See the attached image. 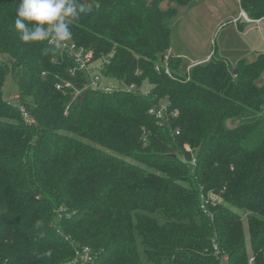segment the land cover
Returning a JSON list of instances; mask_svg holds the SVG:
<instances>
[{
  "label": "trees",
  "instance_id": "trees-1",
  "mask_svg": "<svg viewBox=\"0 0 264 264\" xmlns=\"http://www.w3.org/2000/svg\"><path fill=\"white\" fill-rule=\"evenodd\" d=\"M196 1L83 0L68 42L93 53L102 85L120 84L107 92L85 88L64 48L22 42L20 0H0V264H63L77 247L91 264H249L244 218L263 264L264 53L232 66L215 52L186 73L181 57L162 64ZM240 1L264 24V0ZM9 73L19 107L3 97Z\"/></svg>",
  "mask_w": 264,
  "mask_h": 264
},
{
  "label": "rangeland",
  "instance_id": "rangeland-1",
  "mask_svg": "<svg viewBox=\"0 0 264 264\" xmlns=\"http://www.w3.org/2000/svg\"><path fill=\"white\" fill-rule=\"evenodd\" d=\"M153 1L151 0V2ZM161 6L165 7L166 1ZM240 12V0H197L194 6L181 8L180 16L171 27L174 52L179 57L194 61L203 60L216 52L219 56L228 59L232 66H235L241 59L253 61L258 53H264V24L259 26L258 24L246 25L244 22L238 24L237 21L241 19L239 17ZM170 54L171 50L167 55ZM0 61L9 62V57L0 52ZM193 66L196 65L192 63L189 71ZM104 82L113 87L120 85L111 78L104 79ZM263 83L264 76L260 84ZM150 90V85L145 83L142 87V93L147 95ZM19 94L20 88L14 76L12 73L7 74L3 87L4 99L19 107L21 105L20 100H18ZM164 106H167L166 102ZM29 117L30 121L27 119L26 121L29 124H35V119ZM228 125L233 127L234 123L229 121ZM185 148L187 152H192V147L189 144ZM208 201L213 206L219 202L222 203L221 198L216 194H211L206 202ZM235 211L241 212L237 209ZM248 224L247 218H244L243 240L247 242L248 263L256 264L255 257L252 255L251 232Z\"/></svg>",
  "mask_w": 264,
  "mask_h": 264
},
{
  "label": "clouds",
  "instance_id": "clouds-1",
  "mask_svg": "<svg viewBox=\"0 0 264 264\" xmlns=\"http://www.w3.org/2000/svg\"><path fill=\"white\" fill-rule=\"evenodd\" d=\"M90 10L83 0H20L15 29L25 44L46 42L59 50L72 39L69 24Z\"/></svg>",
  "mask_w": 264,
  "mask_h": 264
},
{
  "label": "built area",
  "instance_id": "built-area-1",
  "mask_svg": "<svg viewBox=\"0 0 264 264\" xmlns=\"http://www.w3.org/2000/svg\"><path fill=\"white\" fill-rule=\"evenodd\" d=\"M242 15L248 22H252V20L248 17L245 12H243ZM63 48L68 52L69 56L75 60V63L77 65L76 68H74L71 72L75 75L77 71H83L90 75V82L86 84L85 88H94L107 92H111L118 89L117 87H113L110 84L102 85L101 76L95 72V66L91 65L93 60V53L86 52L84 48L78 47L76 44L71 42H67ZM167 73L170 74L169 70H167ZM63 86L75 89V87L70 82H63L62 84L57 85V88L60 90L63 88ZM128 89L131 91L135 90L136 87L135 85H132ZM81 92L82 90H77L76 94L79 95ZM21 110L23 111L25 118L30 121V117L26 113V111L23 108ZM163 110H166V106L162 107V109L158 111L151 110L150 114L157 116L158 119H162L164 115ZM174 115H178L177 110L174 112ZM177 133L179 134V132ZM92 261L93 255L89 247H77L74 258L63 264H91Z\"/></svg>",
  "mask_w": 264,
  "mask_h": 264
},
{
  "label": "crops",
  "instance_id": "crops-1",
  "mask_svg": "<svg viewBox=\"0 0 264 264\" xmlns=\"http://www.w3.org/2000/svg\"><path fill=\"white\" fill-rule=\"evenodd\" d=\"M240 3H241V1H240ZM241 5V4H240ZM244 11H243V9H242V7H241V12H240V15H239V17L241 18L239 21H237V23L238 24H240L241 22H244L246 25H248V24H258V26L259 25H263V23L261 22L262 20H258V21H260V22H258V21H252V22H248L244 17H243V15H242V13H243ZM259 28V27H258ZM170 55H175V56H177V54L174 52V49L172 48L171 49V54ZM177 57H179V56H177ZM182 58V57H181ZM184 58V57H183ZM211 58V55L210 56H208V57H206L205 59H203V60H197V61H194V60H192L191 58V61H192V63H194V65H197V64H201V63H204V62H206V61H208L209 59ZM184 59H186V58H184Z\"/></svg>",
  "mask_w": 264,
  "mask_h": 264
},
{
  "label": "water",
  "instance_id": "water-1",
  "mask_svg": "<svg viewBox=\"0 0 264 264\" xmlns=\"http://www.w3.org/2000/svg\"><path fill=\"white\" fill-rule=\"evenodd\" d=\"M157 0H154L153 2H151L150 3V6H153L154 4H155V2H156ZM172 58H173V56L172 55H162V57H161V63L162 64H168V63H170L171 62V60H172ZM192 66V61L191 60H189V59H186V61H185V63H184V65H183V67H182V72H184V73H186V72H188L189 71V68Z\"/></svg>",
  "mask_w": 264,
  "mask_h": 264
}]
</instances>
